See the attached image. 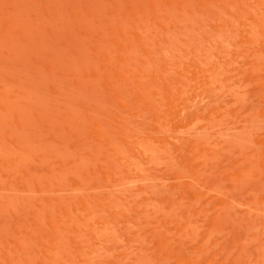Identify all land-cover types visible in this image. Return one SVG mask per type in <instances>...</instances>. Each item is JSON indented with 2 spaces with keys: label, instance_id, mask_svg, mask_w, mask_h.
<instances>
[{
  "label": "rangeland",
  "instance_id": "374dc122",
  "mask_svg": "<svg viewBox=\"0 0 264 264\" xmlns=\"http://www.w3.org/2000/svg\"><path fill=\"white\" fill-rule=\"evenodd\" d=\"M0 264H264V0H0Z\"/></svg>",
  "mask_w": 264,
  "mask_h": 264
}]
</instances>
